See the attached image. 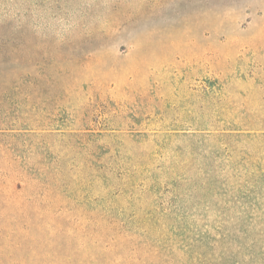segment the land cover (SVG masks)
I'll return each instance as SVG.
<instances>
[{"label":"rangeland","instance_id":"1","mask_svg":"<svg viewBox=\"0 0 264 264\" xmlns=\"http://www.w3.org/2000/svg\"><path fill=\"white\" fill-rule=\"evenodd\" d=\"M0 264H264V0H0Z\"/></svg>","mask_w":264,"mask_h":264}]
</instances>
